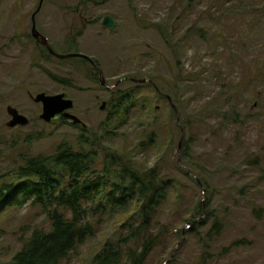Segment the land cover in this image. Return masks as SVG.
Listing matches in <instances>:
<instances>
[{
  "label": "rangeland",
  "instance_id": "rangeland-1",
  "mask_svg": "<svg viewBox=\"0 0 264 264\" xmlns=\"http://www.w3.org/2000/svg\"><path fill=\"white\" fill-rule=\"evenodd\" d=\"M39 2L0 0V183L20 154L52 156L85 128L171 183L146 264H165L176 249L169 264H264V0H44L37 31L57 55L93 65L50 56L32 38ZM111 90L131 95L126 114L112 118ZM41 93L71 100L84 126L42 121L31 99ZM7 107L29 124L7 128ZM113 222L63 264H91ZM34 228H50L40 208L0 206V264H13Z\"/></svg>",
  "mask_w": 264,
  "mask_h": 264
},
{
  "label": "trees",
  "instance_id": "trees-1",
  "mask_svg": "<svg viewBox=\"0 0 264 264\" xmlns=\"http://www.w3.org/2000/svg\"><path fill=\"white\" fill-rule=\"evenodd\" d=\"M109 92L112 118L126 114L131 95ZM81 130L75 145L61 143L52 156L20 154L9 167L7 181L0 183L1 207L29 204L40 208L50 223L49 230L31 231L13 264H63L111 221L116 230L95 250L91 264H146L161 242L164 230L153 234V224L170 181L155 169L139 172L116 150L103 147L100 137L90 138ZM218 226L213 225L217 233Z\"/></svg>",
  "mask_w": 264,
  "mask_h": 264
},
{
  "label": "water",
  "instance_id": "water-1",
  "mask_svg": "<svg viewBox=\"0 0 264 264\" xmlns=\"http://www.w3.org/2000/svg\"><path fill=\"white\" fill-rule=\"evenodd\" d=\"M43 2H44V0H40L39 5H38V9L32 15V29H31L32 38H34L37 42H39V44L41 46L46 48L51 56H53L57 59L64 60V59H69V58H80V59L86 60V61L93 64V62L88 57H86L84 55H81V54H76V55L71 54V55H66V56L57 55L51 49V47L48 44L47 39L39 34V32L36 30V25H35V17L37 15V13L40 11V9L43 5ZM103 25L108 27L111 30H113L115 28V22L112 19V17H110V16H107L104 18ZM97 70L99 71V73H101L98 68H97ZM128 80H130L134 83H137V84L151 83L149 80H134V79H128ZM101 84L105 85L106 83L103 81ZM117 84L118 83H116L110 89L115 88ZM31 99L35 104L41 105L42 113H41L39 118L42 121H44L45 123H50L53 120L60 117V118H63L64 120H66L67 122L71 123L74 126H84L82 124V122L76 116H74L70 113V111L73 108V102L71 100L66 99L63 94L55 95V96H48L44 93H41V94H37L34 98L31 97ZM168 101H169L173 111L177 114V110H176L175 106L172 104L170 98H168ZM105 108H106V103L103 102L101 107H100V110L102 111ZM6 112L10 118L8 123H6V125H5L7 128L14 129L16 127H26L29 124V120L25 116L21 115L16 109H14L12 107H7ZM181 140H182V138H181ZM179 149H180V144L178 146V150ZM202 207H203V213H204L205 207H204L203 202H202ZM189 226L193 227L194 223H190ZM176 251H177V249L174 251L171 258L165 262V264H169L172 261V259L176 255Z\"/></svg>",
  "mask_w": 264,
  "mask_h": 264
},
{
  "label": "flooded vegetation",
  "instance_id": "flooded-vegetation-1",
  "mask_svg": "<svg viewBox=\"0 0 264 264\" xmlns=\"http://www.w3.org/2000/svg\"><path fill=\"white\" fill-rule=\"evenodd\" d=\"M39 5V4H38ZM42 8V7H41ZM37 9H38V7H37ZM36 9V10H37ZM41 10V9H40ZM81 11V10H80ZM78 9H76L75 10V15L79 18V22L82 24V25H84L86 22H87V18L80 12ZM36 12V11H35ZM34 14V13H33ZM32 14V15H33ZM32 15H31V29H32ZM35 25H36V23H35ZM36 30H37V27H36ZM40 34V33H39ZM41 36H42V34H40ZM93 65V64H92ZM95 69H97V68H95ZM98 71V70H97ZM99 73V72H98Z\"/></svg>",
  "mask_w": 264,
  "mask_h": 264
},
{
  "label": "bare ground",
  "instance_id": "bare-ground-1",
  "mask_svg": "<svg viewBox=\"0 0 264 264\" xmlns=\"http://www.w3.org/2000/svg\"><path fill=\"white\" fill-rule=\"evenodd\" d=\"M24 200V199H23Z\"/></svg>",
  "mask_w": 264,
  "mask_h": 264
}]
</instances>
